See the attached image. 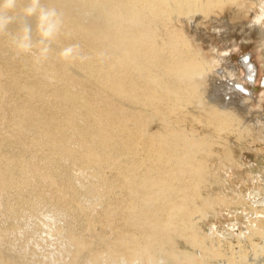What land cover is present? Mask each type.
<instances>
[{"label": "rangeland", "instance_id": "rangeland-1", "mask_svg": "<svg viewBox=\"0 0 264 264\" xmlns=\"http://www.w3.org/2000/svg\"><path fill=\"white\" fill-rule=\"evenodd\" d=\"M254 3L46 0L62 13L64 26L43 66L16 54L8 32H0V164L9 158L20 164L6 172L11 185L0 182V253L14 264H73L74 258L120 264L134 256L141 264L149 257L165 264H250L224 254L240 233L264 239V92L239 98L227 89L243 81L240 56L248 51L263 84L264 27L249 24ZM72 25L108 26L112 32L101 42L106 56L125 65L122 47L129 40L147 41L161 57L188 52L193 60L179 77L194 94L185 90L175 104L156 92L142 96L85 61L59 59L55 52L72 43ZM151 71L162 80L171 75L156 66ZM77 94L73 105L62 97ZM215 94L219 114L207 115L198 102ZM27 112L40 123L26 120ZM45 121L63 128L65 149L81 154L47 145ZM101 130L117 143L98 154L107 161L84 163L80 139L90 142Z\"/></svg>", "mask_w": 264, "mask_h": 264}, {"label": "bare ground", "instance_id": "bare-ground-1", "mask_svg": "<svg viewBox=\"0 0 264 264\" xmlns=\"http://www.w3.org/2000/svg\"><path fill=\"white\" fill-rule=\"evenodd\" d=\"M94 3H100L101 0H89ZM152 3H155L156 0H149ZM170 0H165L168 2ZM34 24V21L29 20V23ZM14 25V24H13ZM78 25V24H77ZM72 30L69 31L68 39L72 43H79L82 51L89 54V59L85 61V63L90 64L93 67H97L106 74V76L112 77L116 83L123 84L124 86H129L130 89H135L141 94H152L156 92L161 96L163 101H172L174 104L179 102L182 99H185L187 95H185V90L188 93H193V89H188V84L183 83L179 77V70H181L186 63L193 60V57L184 50H171L167 55L161 57L159 53L155 50L156 48L151 46L147 41L144 40L143 43H138L133 40L126 41L123 45V51L128 53V57L126 62L132 67H138L141 69V73L138 75L131 74L129 72V65H125V63L121 64L118 60L109 58L106 56V52L104 51V46L102 45V40L107 38L112 32L111 29H108V26H87L78 27L76 25H72ZM81 26V25H80ZM121 27L119 25L117 28ZM104 29V31H103ZM120 29L113 30V34H119ZM68 41V42H69ZM124 43V42H123ZM256 45V44H255ZM103 52V57H98L96 53ZM151 63V66H149ZM153 66H156L161 70H168L170 72V77L168 80H162L158 77V75L151 73ZM240 69L242 71L243 81H231V87H228V90H232L235 95L239 98L243 95H253V90H258V88H262L264 92V80L261 87H259L258 83L260 80L258 63L256 62L255 54L251 51L245 52L240 56ZM62 92V91H60ZM61 95V93H59ZM77 95H62L70 105L79 103L77 100ZM218 95L211 96L212 98L207 99L204 104V101L198 102L200 105L205 106L207 115L219 114V105L211 102L213 99H217ZM229 96V94H226ZM226 96H223V101L229 103L230 100ZM224 104V103H223ZM86 109H91L94 112L100 113L106 118L112 117V114L108 112L105 108H101L99 106H91L85 102L82 103ZM24 118L28 121H33L32 123H40L41 120L37 118L35 113L27 112L24 114ZM77 120L72 121V123H76ZM50 122H44L42 125L44 128L43 135L46 140V144L49 145L52 149L63 151L66 155L76 157L81 153L79 150L68 151L65 149V145L63 142L59 141V138L63 139V128L62 127H53ZM86 134V133H85ZM132 135V134H131ZM130 135V136H131ZM59 136V137H58ZM93 144H90V142ZM129 141L130 140H123ZM137 141V138H133V142ZM90 142H87L85 139H80L81 143V152H84L81 156V161L87 164H93L99 161H107L109 158L108 155L100 156L98 155L100 152H104L111 150L112 147L117 143L114 139L113 135H111L110 131H96L93 135L90 136ZM138 142V141H137ZM64 148V150H63ZM151 154L152 152H148ZM6 165L3 166L0 164V182L4 186H9L12 183V180L8 179L7 171L13 170L15 167L19 166L15 159L9 158L7 159ZM9 173L11 171H8ZM242 238L243 242L239 240ZM239 241L244 243V245H238ZM228 247H225L226 255L228 258H238L243 257L241 259H250L251 263L254 264L256 262L263 261L264 262V239L260 242H253L244 236L243 233L239 234L238 240L235 243L226 244ZM234 247V248H233ZM229 251V252H228ZM232 252L236 255L231 257ZM12 258L6 255H2L0 253V264H14ZM262 263V262H261ZM73 264H80L79 258L73 259Z\"/></svg>", "mask_w": 264, "mask_h": 264}, {"label": "clouds", "instance_id": "clouds-1", "mask_svg": "<svg viewBox=\"0 0 264 264\" xmlns=\"http://www.w3.org/2000/svg\"><path fill=\"white\" fill-rule=\"evenodd\" d=\"M255 14L250 25L264 27V0H255ZM29 20L34 21L29 23ZM15 27L10 28V25ZM64 26L62 13L55 7L47 6L46 0H0V32L7 31L9 44L16 54H28L32 63L43 66L53 53L52 45ZM55 55L64 61L88 60L89 54L82 51L79 43H67ZM103 57V52L96 53ZM48 80L55 79L51 70L45 72ZM120 264H141L139 256L121 258ZM147 264H165L164 258H148Z\"/></svg>", "mask_w": 264, "mask_h": 264}]
</instances>
